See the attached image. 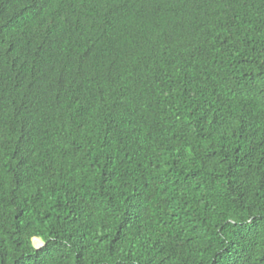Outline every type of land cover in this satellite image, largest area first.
<instances>
[{
    "label": "trees",
    "instance_id": "trees-1",
    "mask_svg": "<svg viewBox=\"0 0 264 264\" xmlns=\"http://www.w3.org/2000/svg\"><path fill=\"white\" fill-rule=\"evenodd\" d=\"M0 264H264V0H0Z\"/></svg>",
    "mask_w": 264,
    "mask_h": 264
},
{
    "label": "rangeland",
    "instance_id": "rangeland-1",
    "mask_svg": "<svg viewBox=\"0 0 264 264\" xmlns=\"http://www.w3.org/2000/svg\"><path fill=\"white\" fill-rule=\"evenodd\" d=\"M42 243H43V241H40V240H38L37 242H35L34 244L38 247V246H41L42 245Z\"/></svg>",
    "mask_w": 264,
    "mask_h": 264
},
{
    "label": "clouds",
    "instance_id": "clouds-1",
    "mask_svg": "<svg viewBox=\"0 0 264 264\" xmlns=\"http://www.w3.org/2000/svg\"><path fill=\"white\" fill-rule=\"evenodd\" d=\"M41 241H42V240H41ZM43 244H44V243H42V245H43ZM42 245H41V246H42ZM35 246H36V245H35ZM41 246H38V247L36 246V247L39 248V247H41Z\"/></svg>",
    "mask_w": 264,
    "mask_h": 264
}]
</instances>
